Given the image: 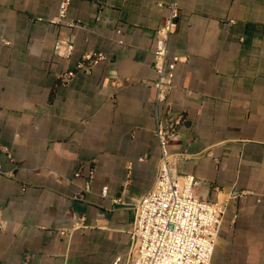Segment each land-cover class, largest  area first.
Wrapping results in <instances>:
<instances>
[{"label": "crops", "instance_id": "0c3cea01", "mask_svg": "<svg viewBox=\"0 0 264 264\" xmlns=\"http://www.w3.org/2000/svg\"><path fill=\"white\" fill-rule=\"evenodd\" d=\"M173 1L169 99L187 122L169 151L203 198L227 201L210 264H264V0H70L76 28L57 22L61 0H0V264H129ZM87 53L105 59L63 82Z\"/></svg>", "mask_w": 264, "mask_h": 264}, {"label": "built area", "instance_id": "2783aa9c", "mask_svg": "<svg viewBox=\"0 0 264 264\" xmlns=\"http://www.w3.org/2000/svg\"><path fill=\"white\" fill-rule=\"evenodd\" d=\"M69 5L70 0H61L57 22L76 28L75 23L66 19ZM158 6L162 7V4ZM179 17V5L173 1L167 5V15L155 34L153 68L157 80L152 85L155 91L153 135L159 147L160 159L153 187L132 205L134 219L129 232V264H210L227 208V201L220 200L217 191L213 199H205L199 194V179L193 175H179L178 155L169 151L170 143L187 122L183 114L172 111L169 99L180 59L169 54L168 44ZM59 49L58 44L55 48L57 54ZM104 59L102 53L84 54L76 65V71L65 73L61 80L69 81L79 72L88 73ZM5 154L7 160L13 162L10 152L6 150ZM0 175H4L1 167ZM92 175L93 171L90 172V179ZM240 196L232 193L229 198ZM118 202L114 200L113 203Z\"/></svg>", "mask_w": 264, "mask_h": 264}]
</instances>
